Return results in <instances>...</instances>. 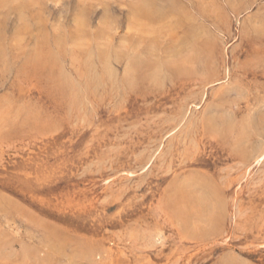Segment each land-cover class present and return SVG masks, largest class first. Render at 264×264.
I'll return each instance as SVG.
<instances>
[{"label":"rangeland","instance_id":"1","mask_svg":"<svg viewBox=\"0 0 264 264\" xmlns=\"http://www.w3.org/2000/svg\"><path fill=\"white\" fill-rule=\"evenodd\" d=\"M0 264H264V0H0Z\"/></svg>","mask_w":264,"mask_h":264},{"label":"bare ground","instance_id":"2","mask_svg":"<svg viewBox=\"0 0 264 264\" xmlns=\"http://www.w3.org/2000/svg\"><path fill=\"white\" fill-rule=\"evenodd\" d=\"M8 204H9V203H7V202H6V204H5V205H7V206H8Z\"/></svg>","mask_w":264,"mask_h":264}]
</instances>
